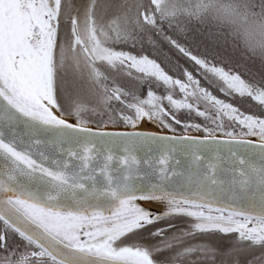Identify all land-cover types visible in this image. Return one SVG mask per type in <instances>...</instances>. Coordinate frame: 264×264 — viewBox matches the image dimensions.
Masks as SVG:
<instances>
[{"label":"snow or ice","instance_id":"snow-or-ice-1","mask_svg":"<svg viewBox=\"0 0 264 264\" xmlns=\"http://www.w3.org/2000/svg\"><path fill=\"white\" fill-rule=\"evenodd\" d=\"M213 10L264 34V0H0V264H264V40Z\"/></svg>","mask_w":264,"mask_h":264},{"label":"trees","instance_id":"trees-1","mask_svg":"<svg viewBox=\"0 0 264 264\" xmlns=\"http://www.w3.org/2000/svg\"><path fill=\"white\" fill-rule=\"evenodd\" d=\"M215 12H211L209 13V19L207 21V23L211 26H213L216 30L218 31H221L224 35L228 36H221V37H218V39L220 40L221 42V51L229 54L232 56L233 59L235 60H238L240 59L241 57V53H242V49H233L232 47V44L233 42L231 41V36L234 32H238L239 33V39L240 41L243 43V42H250V43H256V42H253L251 40H249L243 29H242V26L238 27L237 24L233 23L231 20H228L226 18H221L220 15L216 14L214 15ZM212 14V15H210ZM207 31V29H206ZM225 40H228V43L227 44H224V41Z\"/></svg>","mask_w":264,"mask_h":264},{"label":"rangeland","instance_id":"rangeland-1","mask_svg":"<svg viewBox=\"0 0 264 264\" xmlns=\"http://www.w3.org/2000/svg\"><path fill=\"white\" fill-rule=\"evenodd\" d=\"M250 2H251V0H222L223 4L231 5L233 7H239L241 10H243L245 7L249 6ZM211 12H215L214 15H216V14L219 15V13L215 10H213ZM210 15H212V14H210ZM221 18H223V17H221ZM224 18L231 20L233 23L237 24L238 27L242 26V29H243L246 37L249 40H251L253 42L264 40V34H261L260 31L255 26L250 27L249 21L247 24H245V23H242L238 18H228V17H224ZM250 18H255V17L250 16L249 20H250Z\"/></svg>","mask_w":264,"mask_h":264},{"label":"clouds","instance_id":"clouds-1","mask_svg":"<svg viewBox=\"0 0 264 264\" xmlns=\"http://www.w3.org/2000/svg\"><path fill=\"white\" fill-rule=\"evenodd\" d=\"M260 23H264V21H260ZM249 26H255L257 28V20L256 18H250L249 20Z\"/></svg>","mask_w":264,"mask_h":264},{"label":"bare ground","instance_id":"bare-ground-1","mask_svg":"<svg viewBox=\"0 0 264 264\" xmlns=\"http://www.w3.org/2000/svg\"><path fill=\"white\" fill-rule=\"evenodd\" d=\"M145 128H150L151 126L150 125H144ZM158 210V209H157Z\"/></svg>","mask_w":264,"mask_h":264}]
</instances>
